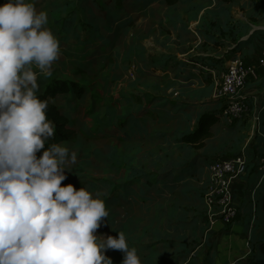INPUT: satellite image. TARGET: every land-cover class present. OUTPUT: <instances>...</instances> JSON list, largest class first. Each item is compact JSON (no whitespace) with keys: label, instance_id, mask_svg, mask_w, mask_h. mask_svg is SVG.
I'll return each instance as SVG.
<instances>
[{"label":"rangeland","instance_id":"obj_1","mask_svg":"<svg viewBox=\"0 0 264 264\" xmlns=\"http://www.w3.org/2000/svg\"><path fill=\"white\" fill-rule=\"evenodd\" d=\"M34 2L38 11L48 12V26L59 40L64 36L63 24L72 21L76 30L71 35L73 49L61 43L62 54L52 70L58 78L77 81L90 87L91 92L73 103L59 97L63 113L78 134L74 142L64 143L76 153L77 160L68 165L70 171L65 169L67 179L62 185L71 183L77 190L87 187L104 199L109 217L97 234L118 237V231H123L143 264H184L195 251L202 264L205 259L221 264L228 257L233 260L229 264L246 261L248 248L240 251L245 256L237 258L236 246L224 247L225 234L206 235L201 181L208 164L216 158L241 154L255 137L254 111L250 110L232 128L223 130L221 123L217 124L213 138L202 149L181 141L195 130L194 122L205 111L221 115V103L214 97L213 73L202 64L190 63L191 58L205 57L206 51L197 46L201 40L194 34L196 28L207 26L215 1L179 0L174 6L167 0ZM222 6L230 9L227 26L246 25L241 33L247 32L250 15L246 0H228ZM128 19L133 29L123 37L119 26ZM111 23L116 27L108 29ZM95 24L103 27L101 32L91 28ZM136 29L139 32L134 45L119 55L121 41H131ZM177 34L186 39H177ZM168 56L171 60L167 71L171 72L173 59H177L189 66L191 73L185 76L192 77L174 80L152 67L148 69L151 63L164 62ZM224 68H218L216 78ZM158 74L162 77H156ZM183 91L185 99L182 93L178 95ZM66 102L69 106L64 107ZM151 104L165 107L148 109ZM106 255L113 264H121L124 259L120 250L109 249Z\"/></svg>","mask_w":264,"mask_h":264},{"label":"clouds","instance_id":"obj_2","mask_svg":"<svg viewBox=\"0 0 264 264\" xmlns=\"http://www.w3.org/2000/svg\"><path fill=\"white\" fill-rule=\"evenodd\" d=\"M48 25L34 0L0 5V264H113L109 249L124 253L121 264H143L123 231L97 234L109 217L104 199L62 185L77 155L49 143L56 126L38 94L62 54Z\"/></svg>","mask_w":264,"mask_h":264},{"label":"trees","instance_id":"obj_3","mask_svg":"<svg viewBox=\"0 0 264 264\" xmlns=\"http://www.w3.org/2000/svg\"><path fill=\"white\" fill-rule=\"evenodd\" d=\"M167 1L169 5L174 6L179 0H167ZM214 1L216 4L213 7L212 17L207 22L208 23L207 26H203V28L200 27L196 28L195 31L196 33L194 34V35H198V38L201 40V43L197 46H200L199 48L205 50L206 52L204 54H208V55H204L205 57L203 58H196V59L191 58L190 60L191 61L190 63H193L195 65L202 64L204 68H207L208 73H217L219 67L222 66L226 67V64L229 61L238 59L239 57L238 53H242L244 54V56L252 55L254 52H256L259 46V44H257V41L259 42L258 38L264 36V31L258 30L253 35H251L246 42H239L243 36H246L248 34V32L241 33L242 29L246 25L240 27L227 26L230 15L229 12L230 9L228 10V8L223 7L222 4L228 0H223V1L214 0ZM246 2L252 3L251 11L253 13L250 14V19L254 21V23L264 24V0H246ZM5 3L6 2H2L0 3V5H3ZM69 5L73 7L72 3H69ZM205 7L206 5L202 6V8ZM202 8L199 9V12L202 10ZM258 15L261 17H259ZM125 21L122 25L119 26V28L122 30V34L124 33L123 37H126L129 34V32L133 29L131 26L132 20L128 19ZM70 22H67V24L62 25L61 33L64 36L62 39L60 38V43L66 44L69 47V49L72 50L73 46H71L72 43L71 35L76 30L75 27H73L72 24H70ZM95 25L96 26L92 25L91 28H93V30L97 33L101 32L100 30L101 28L103 29V27L100 24H95ZM104 27L105 28L108 27V29H113L116 26L114 25V23H111L109 26L107 27L104 26ZM138 32L139 31H137L136 29L135 34H133V38H131V41H129L128 43L121 41L120 48L118 49L119 55L121 54V52H126L128 49L129 50L131 49V47L135 43V37L138 34ZM179 38H181V40L186 39L185 36H181V35L179 36L177 34V39ZM99 39H102V34L99 37ZM77 43H78V38L76 40V45ZM180 43L181 45H185L186 42H180ZM235 44L236 46L233 48L232 45ZM108 49L105 47L106 51ZM94 53L95 51H93V54ZM72 60H73L72 55L69 53V61ZM169 60H171L170 56H168L164 62H162L163 61L162 60L159 63H151L148 66V69L152 67L151 70L159 71L162 73V75H170L171 78L174 80L180 78L183 79V77L187 74L186 72H190L189 68H187L189 66L180 63L179 61H177V59H173L172 64L174 66L172 67L173 69L171 70V72L167 71L169 67V63H168ZM76 68H77V64H76ZM55 72H56L55 70L54 71L52 70L51 76L39 78L40 91L38 94L40 95L41 99L48 100L49 102V106L47 109L48 117L54 122L56 126L55 137L51 141H49V143L74 142L77 139L78 134L71 127L70 118L63 113L62 111L63 108L61 107L62 104L59 103V101H61L59 97H63L64 101L65 100L67 101V99H71L70 103H73L75 101H82L84 96H86L87 94H89V92H91L90 91L91 88L85 85H80L79 82L77 81L58 78ZM79 73L82 74V76L85 75L84 71L80 70ZM90 73L91 75H93V72ZM162 75L158 74V76L156 77H162ZM141 77L142 76L139 75V78ZM185 77L186 78H184V80H189V78H191L192 76H185ZM173 91H175V89ZM181 93L183 95L181 98L185 99L184 96L185 91L178 92V95L180 96ZM160 101H165V100L161 99ZM217 101L221 103V106L225 102L224 99H220ZM248 105L250 110H252L253 112L255 108L253 103ZM67 106L69 105H67L66 102L64 107ZM157 107L158 109H163L165 106L151 104L148 107V109L151 108L157 109ZM165 109L169 111L168 108ZM235 123L228 125L222 120L221 115H217L216 113L208 110L202 113L198 117V119L194 122V125H196L195 130L190 134L184 135L181 141L188 146L202 149L206 146L207 142L213 138V128L217 124L218 125L220 124L222 126V129L225 130L227 127L232 128V126H234ZM252 140L247 146L244 147V150L242 152L245 154L247 158V164H246L245 174L239 177L240 180L239 185L243 187L245 195L241 205L238 206V216L232 222L230 227L234 226L236 223L240 221L243 222L244 232L242 234L245 238L246 248L249 249V252H247L248 255H247V259H245L246 261H243L241 264H264V172H259L257 166V157L264 149V148L260 149L261 145L264 146L263 144L264 143V112L261 113V122L258 127V130H256L255 132V137ZM42 153L43 150L37 153L38 157L42 156ZM239 155L233 157L216 158L208 165L210 166L213 162L223 158H234ZM208 165L205 167L204 170V177L202 178L201 181L202 187L207 181V177H208L207 168L209 167ZM253 181H255L254 185L250 186ZM248 188H249V192L247 193L246 191L248 190ZM201 192H202V202L205 208L204 218H203L204 230L206 235L212 233L215 234L216 233L215 229L214 228L210 229V223L208 221V210L204 203V195L206 192L205 187L203 188V190H201ZM245 255L246 254H243V256ZM197 257H198L197 251L192 252L191 256L189 257L190 264H202V262L199 261ZM206 258H208V256ZM206 263L212 264L210 263V260L205 259L203 261V264Z\"/></svg>","mask_w":264,"mask_h":264},{"label":"built area","instance_id":"obj_4","mask_svg":"<svg viewBox=\"0 0 264 264\" xmlns=\"http://www.w3.org/2000/svg\"><path fill=\"white\" fill-rule=\"evenodd\" d=\"M262 67H264V55L259 59V68ZM256 69L254 65L238 58L227 63L225 71L218 78L213 73L215 79L214 97L218 100H225L221 108V118L228 125L243 119L250 111L243 92ZM263 112L264 107L259 110L256 108L253 113L254 132L258 130ZM246 164L247 158L242 153L234 158L217 160L207 168L208 177L204 184L206 189L204 203L208 210L210 229H213L218 221H222L228 227L237 218L238 206L234 203L230 184L233 178H239L245 174ZM257 166L259 172H264V150L257 157ZM184 264H190V261L188 260Z\"/></svg>","mask_w":264,"mask_h":264},{"label":"crops","instance_id":"obj_5","mask_svg":"<svg viewBox=\"0 0 264 264\" xmlns=\"http://www.w3.org/2000/svg\"><path fill=\"white\" fill-rule=\"evenodd\" d=\"M215 4L216 3H214V6H215ZM247 7H248L247 10L249 12L248 13V17H249V15L251 13L250 11L252 9V3L247 2ZM201 12L202 11H200V14H201ZM249 19L250 18H248V21H247V25H248L247 26L248 27L247 32H248V34L246 36H243L239 42H246L250 38V36L253 35L258 30L264 31V24L252 23L253 21L251 22V21H249ZM190 23H191V20H190ZM258 40H259L260 45L258 46L256 52H254L252 55L244 56V54L238 53V56H239L238 58H241L246 63L254 65L255 68H257V70L255 71V74L252 75L250 77V79L248 80V83H247L246 88H245L246 92H248V94L245 95L246 98L248 97L246 99V102H247V104L253 103V105L255 107L254 111L256 108L264 107V67L259 68V59L264 55V36H261L260 38H258ZM235 46H236V44L232 45L233 48ZM227 49H229V48H227ZM186 53L187 52H185L184 55H188L191 52L189 51L187 54ZM204 55H208V54H204ZM239 181H240L239 178H233L231 180V184H230L234 203L237 206L241 205V203L244 199V195H245L243 187L239 185ZM214 229L216 232L215 234H219V233L225 234V238H227V240L225 242L224 247L225 248H227V247L231 248L233 246H236V248H238V254H239L237 258L242 257L243 253H241L240 251L243 252L244 249L246 248L245 238L242 234L244 232L243 222L240 221L232 227H226L222 221H218V222H216ZM223 244H224V241H223L222 245ZM230 261H233V260L228 257L225 259V261H220V263L221 264H229ZM218 263L219 262L217 261V263H215V264H218Z\"/></svg>","mask_w":264,"mask_h":264}]
</instances>
